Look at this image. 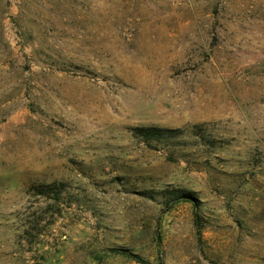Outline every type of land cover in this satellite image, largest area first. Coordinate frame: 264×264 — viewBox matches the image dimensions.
<instances>
[{"label":"rangeland","instance_id":"obj_1","mask_svg":"<svg viewBox=\"0 0 264 264\" xmlns=\"http://www.w3.org/2000/svg\"><path fill=\"white\" fill-rule=\"evenodd\" d=\"M0 264H264V0H0Z\"/></svg>","mask_w":264,"mask_h":264},{"label":"trees","instance_id":"obj_2","mask_svg":"<svg viewBox=\"0 0 264 264\" xmlns=\"http://www.w3.org/2000/svg\"><path fill=\"white\" fill-rule=\"evenodd\" d=\"M137 132L141 133L143 135V137L147 138V139H156L157 141H161V140H170L172 138V129H168V128H161V127H153V126H149V127H136L135 129ZM175 196L176 198H184V199H189L191 200V198L187 195H185L184 193H180L178 191H175ZM114 253H118V254H123V255H128V256H133L134 258H138L137 255L132 254L128 249L126 248H116L112 250Z\"/></svg>","mask_w":264,"mask_h":264}]
</instances>
